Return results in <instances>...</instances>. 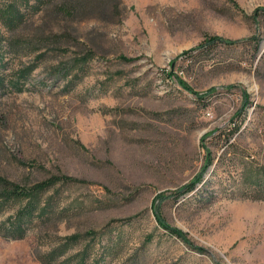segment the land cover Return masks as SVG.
I'll return each mask as SVG.
<instances>
[{
  "label": "rangeland",
  "instance_id": "obj_1",
  "mask_svg": "<svg viewBox=\"0 0 264 264\" xmlns=\"http://www.w3.org/2000/svg\"><path fill=\"white\" fill-rule=\"evenodd\" d=\"M257 9L264 0H0V264H80L111 225V264H264V201L224 196L215 169L228 146L264 167ZM212 37L254 49L170 67ZM42 183L18 237L26 201L4 190Z\"/></svg>",
  "mask_w": 264,
  "mask_h": 264
},
{
  "label": "trees",
  "instance_id": "obj_2",
  "mask_svg": "<svg viewBox=\"0 0 264 264\" xmlns=\"http://www.w3.org/2000/svg\"><path fill=\"white\" fill-rule=\"evenodd\" d=\"M263 14H264V10L257 9L251 16V19L255 21L259 16ZM244 42L253 43V49H254V38H251L249 40H237V41L221 39L218 37L208 38L197 48L183 52L177 59H175V61L171 62L170 67L174 69L175 64L180 59L186 58L187 56L191 55L194 52H198L199 54L203 52L212 51L221 47L232 48V47H237L238 45H241ZM167 74L168 77H172L171 71L167 72ZM177 82L179 83L182 89L190 93H193L192 90L189 89V87L183 81L178 79ZM213 92L214 90L211 89L208 92H206L204 95H210ZM193 94L195 96H198L195 93ZM197 99H203V98L202 96H198ZM233 151L234 150H232L230 146H228L220 154L219 158L217 159V163L215 165L216 170L219 169L222 173H225V175H227L228 177L227 180L222 181L220 183L219 185L220 192L224 196L232 200L264 201V167H256L252 164L248 165L247 163H243L240 157H238L237 152H233ZM206 163L207 165L205 166L204 170H206L209 167V165H211L212 160L207 159ZM201 181H202L201 175H198L190 185L182 188V190L179 191V193L177 194L184 196L186 194L193 193L195 190L194 189L195 185L197 183H200ZM48 187H49L48 184L45 185V183H42V184H38L36 188L31 190L21 188L18 186L17 187L13 186L11 187L12 189L10 190L7 189L4 190V197L7 200L14 199V200L26 201L24 207L16 214L15 216L16 219L14 220V222H17L18 224L16 231L21 232L18 235V237L22 236V233L25 234L27 232V226L28 224L32 223V219L34 218V214L38 208L37 201L39 195L45 193ZM200 189H197L193 195H196L198 192H200ZM48 210L51 212L54 210V207L52 205V200L47 202L46 206L43 209L40 219L48 216ZM156 218L161 228L166 230L168 233H172L175 235L178 234L179 236H181L179 232L170 230L164 224V222L159 218L157 213H156ZM129 221L130 220H127L123 223L126 224V222ZM111 227H113V225L106 226V228H104L99 233L101 237L100 239L97 237H94L92 239L91 243H93L94 246L90 247L92 245L91 244L85 248V252H86L85 255H88V260L86 259L87 258L86 257L85 259H83V262L80 264H111L112 258L114 257L116 250L121 242V235H119L116 231L118 229ZM4 233L11 234L9 232L8 233L4 232ZM95 246L97 248V251L96 249L93 250ZM92 255L94 257H92ZM91 257L93 258L92 260ZM89 258H90V263H89Z\"/></svg>",
  "mask_w": 264,
  "mask_h": 264
}]
</instances>
